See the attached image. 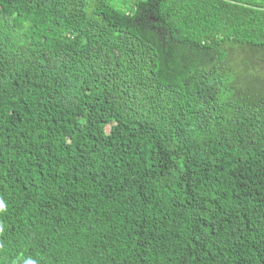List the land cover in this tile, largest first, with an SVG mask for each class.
<instances>
[{"label":"trees","instance_id":"1","mask_svg":"<svg viewBox=\"0 0 264 264\" xmlns=\"http://www.w3.org/2000/svg\"><path fill=\"white\" fill-rule=\"evenodd\" d=\"M0 264H264V0H0Z\"/></svg>","mask_w":264,"mask_h":264},{"label":"clouds","instance_id":"2","mask_svg":"<svg viewBox=\"0 0 264 264\" xmlns=\"http://www.w3.org/2000/svg\"><path fill=\"white\" fill-rule=\"evenodd\" d=\"M0 208H3V205L2 204H0Z\"/></svg>","mask_w":264,"mask_h":264}]
</instances>
